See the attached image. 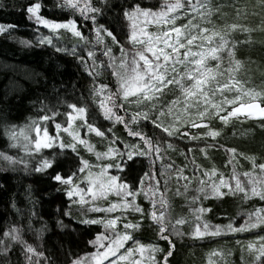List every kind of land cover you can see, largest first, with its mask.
I'll return each instance as SVG.
<instances>
[{
	"label": "snow or ice",
	"instance_id": "snow-or-ice-1",
	"mask_svg": "<svg viewBox=\"0 0 264 264\" xmlns=\"http://www.w3.org/2000/svg\"><path fill=\"white\" fill-rule=\"evenodd\" d=\"M42 7L43 5L40 2H27L24 9L28 19L32 20L37 26L35 39L40 44L46 43L56 51L70 52L75 59L85 64L86 70H91L92 76L95 77L99 73L94 67L87 65L86 58L80 54L79 42L83 41L87 43V40L79 29L78 21L74 17L76 13H79L81 16L91 20L93 25L91 32L95 34L91 43L92 45L96 43L105 45L104 54L109 58L108 67L113 70L112 75L116 79L115 92L109 90L107 84H101L99 87H96L95 84L93 85V97H95L96 91H100L103 94L104 90H108V97L106 99L109 103L106 104L104 100L98 102L100 114L107 121L123 124L125 129L129 130L130 136L139 137L146 147L141 146L138 142L137 144L125 143L122 150L118 149L116 143L120 138L112 133L111 128L103 129L102 124L98 120L93 119L94 114L88 109L87 105L67 103L65 100H60L59 103L65 104L69 108V111L66 113L68 126L56 122L54 118L57 116V112L46 108L45 112H51V116L47 114L40 115L32 119L31 123L27 126L31 130L32 126L35 125L36 136L34 139L25 134L24 127L20 128L22 140L17 136L15 131H6V134L9 136L10 146L15 147L18 145L24 153L29 155L42 153V149L51 148L53 144H58L61 149H70L73 153L76 166L67 174L61 169L56 171L51 177L54 181L65 185L64 192L69 198V204L79 203L83 205L85 203L83 196H81L79 201L74 199V194L79 195L83 191L80 187V180H85L88 185L87 191L92 193L93 198H103L110 192H115L121 198L104 207L102 210L105 213H111L116 209H120L122 215L126 210H131L138 214V219L126 221L122 232L116 228L118 222L122 220V216L97 217L95 219L87 216L79 218V222L82 224H102L108 235H105V232L97 233L94 239L88 241L89 244L97 248V251L86 254L87 259L85 257L72 258L69 264H120V262H127L134 253L139 254V258L135 259L134 264H161V261L162 264H168V258L172 255V249L174 248V243L170 239V236L173 234L183 235L176 232L175 226L184 224L185 219L183 217L177 218L173 222V228L170 232L168 223L166 222L168 218L166 197L163 193H161L159 199L156 196V193L160 192L157 177H163L166 184L168 179L167 173L173 168L172 163H163L166 149H173L175 147L173 141L176 137H179L181 141L186 139L189 144L196 140L207 141L209 138L215 141L221 136L222 131L212 127L211 120L213 118H218L225 125L233 117L240 118L243 116L245 119L249 117L264 118V89L259 91L253 88L245 89L244 85L235 79L233 75L234 70L231 66L227 69V74L231 77L228 83L216 84L221 93L225 89L231 90L232 85H235L236 91L241 93V95H234L231 99L224 98L223 104L231 107H222L220 103H217L214 100L215 92L211 89V85L216 80V77L224 75L223 72L219 71L220 52L222 50L228 52L230 65L232 63L236 65L240 64V61L231 59L234 56L236 42L231 41L233 47H228L230 43L228 33L237 29L250 32L251 29L238 23H225L220 28H217L214 24L211 28L201 27V24L211 22L209 18L214 11L208 0H187L186 4L182 0H173V2L165 0L158 9L142 7L139 3H136L122 9L124 19L129 21L127 39L133 45L131 55H129V50L120 44L118 36L113 29L108 25L97 22V14L101 12V9L94 7L91 0H61V3L57 7L66 8L71 13L70 17L64 21L46 18L44 15H41L40 11ZM181 16L187 17V23L176 25L177 19ZM237 16H239V12H237ZM149 23L163 25L164 28L157 32H150L147 30ZM39 26H45L51 30L50 33L44 34L40 32ZM15 27L18 26L11 23H0V33L5 32L6 29ZM59 29H70L74 37L77 38L78 43L74 44L71 49L58 47L57 39L59 33L57 30ZM105 37L110 38L113 45L120 44L119 58L112 55L113 48L107 46ZM214 37L219 38L218 45L213 39ZM198 42L199 50L193 52V45ZM205 42H208L207 47L205 46ZM21 43L31 45L33 41L21 38ZM146 53H150L151 56ZM87 57L93 58V62L95 63L94 48L87 50ZM209 58L216 59V69L207 66ZM117 59L119 60L118 64L116 62ZM181 65L184 66L183 71H180ZM186 78L190 79L191 83H186ZM169 86H175L180 89L184 108L182 110L183 114H175L174 121L165 124V119L173 116L171 106L167 113L163 106H159V111H156L158 107L156 98L161 96L163 92L168 91ZM118 96L121 105L125 101L131 105L132 101L129 100V97L135 96L137 97L135 103L140 104L141 100L145 103H150L152 111L141 109L132 112L129 117L128 108L116 104ZM242 96L250 100V102H240ZM192 100L196 102L189 105V102ZM200 101L203 103L201 104ZM189 106L195 109V111H189ZM118 112L123 114H118ZM74 113L82 120L81 128H86L89 132H94L102 139L108 140L106 149L103 152L97 151L95 154L98 158L104 156L116 158L114 163L94 166L81 155L80 145H88V151H93V149L90 146V142L81 138L79 132L75 130L76 125L73 124ZM149 119L154 126L160 129V139L155 144L150 137L140 130H132V126L136 122ZM197 120H199V124L196 123ZM49 123L54 124V127L57 129V134L54 136L49 135V129L45 126ZM201 126L206 130L200 132L198 129ZM8 127L15 129L17 126L12 125ZM61 129H63L64 133L69 134L70 139L67 142L61 139ZM108 133L112 134L109 136L107 135ZM161 145H166V148H162ZM212 147H220V145L212 142L205 143L200 148V152L207 156V150ZM223 147L225 152L230 154V159L226 163H232L233 165L231 178L229 179L222 172H219V169L215 165L210 169H204L201 175L199 171L201 166L196 164L193 157L190 160L193 165V176L187 178L188 182L184 185L185 195L188 188L191 187L192 181L198 179L199 183L195 188L196 195L190 197L192 202L199 201L201 194H206L205 199H207V195L224 197L236 193H242L243 198L246 200L251 197H259L261 200H264V163L256 165L254 157H245L253 161V169L243 173L248 181L246 186L236 171L237 164L235 157L237 150L235 148H228L226 145ZM193 151L194 147L187 148L185 152L186 160L188 159V153H192ZM55 155L56 153H53V157ZM239 155L245 154L239 153ZM136 156L150 158V166L157 159L160 160L161 169L159 173L155 171L144 172L140 176L142 186L132 190L122 178L118 179L119 173L112 175L108 172V169L126 170ZM0 157L12 163H15L18 159L15 156L8 155L7 152H0ZM19 163L24 165L26 170L29 167V160L25 157L19 158ZM55 165L56 161L54 158L43 157L36 165L35 171L42 172L54 168ZM93 167H99L100 171L93 173L91 171ZM257 167L259 173L254 171ZM185 168L186 165L177 168L175 174L185 179ZM217 173L219 174V180L209 182L208 178L215 176ZM145 177H148L150 180H156L157 184H150L147 188L143 187ZM232 181L235 182L234 185ZM94 185L98 186L94 187ZM222 188L226 189V191H223ZM164 191H167V187H165ZM139 192H143L145 199L151 202L152 206L147 211L136 202V195ZM177 194L179 195L180 193L178 192ZM125 196L131 197V199H123ZM95 199L88 205L89 211L101 210L96 205ZM190 211L197 214L195 215L197 223L187 235L195 238H203L206 233L217 235L225 230L237 232L264 225V206H258L254 211L245 213V222L241 223L238 228L233 224L235 217H232L227 225L217 224L214 228L210 226L209 222L204 221L203 230H201L199 221H201L202 215L199 214L208 212L209 209L201 205L190 208ZM34 215H36L35 212L29 214L27 232L33 231L32 216ZM64 216L78 219L77 217H72L70 208L65 210ZM145 216L155 222L157 236L160 239L168 241V251L165 252L158 244H145L133 239L132 230L142 226ZM57 223L62 228L69 227L62 220L57 221ZM35 233L37 238H39L40 229H35ZM112 233H115L114 237ZM129 240H133V247L127 248V251L123 253L119 251L125 247L124 241ZM105 241H107L106 245H104ZM256 241H260L258 247ZM16 245L20 247V255L23 258L24 264H52L50 257L40 250L39 245L29 242L25 238V229L19 224L6 227L0 233V254L7 255ZM101 247L103 250H100ZM247 247L250 251L254 252L253 264H260V258L264 257V236L256 237L255 240L249 241ZM0 264H11V261L3 260L0 261Z\"/></svg>",
	"mask_w": 264,
	"mask_h": 264
},
{
	"label": "trees",
	"instance_id": "trees-1",
	"mask_svg": "<svg viewBox=\"0 0 264 264\" xmlns=\"http://www.w3.org/2000/svg\"><path fill=\"white\" fill-rule=\"evenodd\" d=\"M214 1L217 3L215 7L218 17L220 14L223 21H245L253 26L251 33L228 35L230 41L228 47H233L231 41L236 42L234 56L231 59L240 61V64L230 65L228 52L222 50L219 71L224 75L217 77L220 79L228 75L227 69L231 66L234 70V77L244 82L247 87L264 89V6L259 4L260 0ZM27 2L42 3L40 14L46 18L64 21L71 15L68 9L57 7L61 0H0V23H11L18 26L0 33V152H7L8 155L18 158L15 163H12L0 157V233L13 224L22 225L25 229V238L39 245L40 250L50 257L52 264H69L72 258L83 257L93 252L95 246L89 244L88 241L94 239L97 233L105 232L100 224H82L78 219L64 216L65 210L69 209V198L64 192L65 185L54 181L51 177L61 169L67 174L76 166L73 153L61 149L58 144H53L51 148L42 149V153L29 155L24 153L18 145L10 146L6 131H15L22 140L20 128L24 127L25 134L34 139L35 125L31 130L27 126L32 119L40 115L51 116V112H45L46 108L56 111L57 116L54 118L56 122L66 125V113L69 108L59 103L60 100L87 105L94 114L93 119L98 120L103 129L111 128V124L100 114L92 98L89 75L78 60L71 54L56 51L47 44L36 42L37 26L28 19L24 10ZM162 2L165 0H91L94 7L101 9V12L97 14V22L110 26L123 45L128 44V22L123 17L122 9L136 3L142 7L156 9L161 6ZM74 18L78 21L81 32H91L93 25L90 19L79 13H76ZM21 38L31 40L33 43L31 45L21 43ZM216 66V59H211L209 67L216 69ZM116 101L117 105H121L119 97ZM20 121L24 124L18 125L17 122ZM259 124H264V119L257 122L234 117L226 125L220 120L211 124L212 127L222 131L221 136L215 141L209 138L207 141L196 140L189 144L186 139L181 141L179 137H176L173 141L175 144L173 149L181 152L183 157L175 159L183 158V164L188 163L192 166L190 160L196 157L195 161L200 163L196 162L201 166V172L215 165L219 172L230 179L233 165L226 163L230 159V154L225 152L223 146L235 148L237 150L236 171L247 186L248 181L243 173L253 169V161L245 157H254L256 165L264 163V127ZM12 125L17 127L15 129L8 127ZM135 125L138 130L151 136L155 141L160 139V129L154 126L150 119L137 122ZM45 126L49 129V135L53 136L54 124L49 123ZM123 127L124 125L120 123L116 126L121 134L125 133ZM1 134H4L5 147H2ZM107 135L110 136L111 133ZM210 142L218 143L220 147L208 149L207 156H205L200 152V148ZM188 147H194V151L188 153L186 160L185 152ZM53 153H56L55 157ZM168 153V156L164 155L163 163H172L174 169L179 167L177 166L178 161H172L175 157L172 152L168 150ZM239 153L245 155H239ZM21 157L29 160L27 170L19 163ZM43 157L54 158L56 165L54 168L37 172L35 171L36 165ZM149 169L147 159L143 156H136L126 170H120L118 179L122 178L130 189L135 190L139 176ZM254 171L259 173L258 167ZM173 176L171 175L172 178ZM232 183L234 185L235 182L232 181ZM222 190L226 191L223 188ZM246 201L242 193H236L224 197H213L207 200V205L210 206L211 215L214 214L218 218V213L223 217L220 219L226 217L225 219L228 220L235 217L233 224L239 226L242 221H240L241 216L238 211L245 209V205L250 207L255 202L264 205V200L259 197H253V200L244 205ZM31 212L36 213L32 216L33 231L27 232ZM71 214L75 217L72 212ZM61 220L69 227L62 228L57 223ZM149 224L150 221L146 216L136 236L143 240H150ZM35 229H40L39 238L36 236ZM194 241L179 243L178 247L182 248L175 249L169 258L170 264H203L202 252L206 242L199 245ZM3 260H10L11 264H24L19 245L13 247L7 255L0 254V261Z\"/></svg>",
	"mask_w": 264,
	"mask_h": 264
},
{
	"label": "rangeland",
	"instance_id": "rangeland-1",
	"mask_svg": "<svg viewBox=\"0 0 264 264\" xmlns=\"http://www.w3.org/2000/svg\"><path fill=\"white\" fill-rule=\"evenodd\" d=\"M169 2H173V0H169ZM182 2L186 4L187 0H182ZM208 2H210V4L212 5V7L214 9L211 17L209 18L211 22L201 24L200 25L201 27L211 28L214 24L217 26V28H220L225 23H228V24L238 23V24H242V25L247 26L249 29L253 28V26H251L250 23L245 22V21H240V22L235 21V20H227V21L224 20L223 21L221 18L222 16L220 14L218 17V12L216 11V7H215V4H217V3H215L216 1L208 0ZM259 2H260L259 3L260 5L264 6V2H262V0H260ZM162 3H164V2H162ZM158 8H160V7H158ZM158 8H156V9H158ZM127 22H128V34H129V21H127ZM185 23H187V17H183V16L179 17L176 21V25H182ZM163 28H164L163 25H155L152 23H149L147 25V30L150 32H157L158 30H161ZM39 31L44 33V34H49L51 30L47 29L45 26H41V28H39ZM57 31L59 33V37L57 39V46L58 47L71 49L74 44L78 43L77 38L74 37V35L70 29H68V30L59 29ZM251 32H253V31L251 30L249 33H251ZM233 33L248 34V32L240 31L237 29V30H234V31L228 33V35H231ZM82 34L84 35V37H86L87 43H85L83 41L79 42L80 54L86 58L87 65H91L92 67H94L99 74L96 75L95 77H93L91 74V70H86V65L81 63L80 60H78V59L77 60L80 63V65L82 66V68L85 70V72L89 75L90 82H91V89H92V91H91L92 92L91 93L92 98H93V100H94L95 104L97 105L99 112H100L98 102L101 100H104L106 104L109 103V101L106 99L108 97V90H104L103 94H101L100 91H96L95 97H93V85L95 84L96 87H99V85H101V84H107L108 89L111 90L112 92H115L116 91V79L112 75L113 70L110 67H108L109 58H108V56H106L104 54L105 45L101 44V43H96L95 45H92L91 42L93 41V38L95 35L92 32H82ZM104 39H105V43L107 44V46L113 48L112 55L119 58L120 57V44L121 43L117 44V45H113L110 38L105 37ZM213 39L216 41V44L218 45L219 38L214 37ZM36 42H38V41L36 40ZM123 46L125 49L129 50V55H131V49L133 47L131 42L128 41V44H126V45L124 44ZM205 46L206 47L208 46V42H205ZM92 48H94L95 63L93 62V58L87 57V50L92 49ZM192 50H193V52L199 50V42L197 44L193 45ZM60 52H63V51H60ZM63 53H65V52H63ZM66 54H71V53L69 52ZM146 54L151 56L150 53H146ZM211 59H213V58L208 59V64H207L208 67H209V63H210ZM116 62L118 64L119 60L117 59ZM193 67H194V65H193ZM183 68H184V66L181 65L180 71H183ZM230 79H231V77H229L228 75L222 76L220 79L218 77H216V80L211 85V89L215 92L214 100L217 103H220L222 107H227V108H230L231 106L223 104L224 98L226 97L228 99H231L234 95H241V93H238L236 91L235 85L231 86V90L225 89L221 93V90L216 87V84L217 83H228V81ZM235 79L240 81L244 85L245 89L249 88L240 79H238L236 77H235ZM185 82L191 83V80L186 78ZM253 89H256L258 91L260 90L258 88H253ZM177 98H179V100H177ZM136 99H137V97L131 96V97H129V100L132 101L131 105H129L127 103V101H125L122 105L123 107L128 108V112L130 113V114H128L129 117H130L132 112L139 111L141 109H144L145 111H152L150 103H145L143 100H141V103L137 104V103H135ZM174 101H176V102L173 103ZM119 102L121 104V101H119ZM195 102H196L195 100H192L189 102V105H191V103H195ZM240 102L247 103V102H250V100H248L242 96V100ZM200 103L202 104L203 102L200 101ZM156 104L158 105L156 111H159V106H163L166 113L168 112L169 107L171 106V111L173 113V116L167 117L165 119V124L173 122L175 114H177V113L183 114L182 110L184 108V101H183L180 89L175 87V86H169L168 91L163 92V94L161 96L157 97L156 98ZM189 111H195V109H192L191 106H189ZM118 114H123V113L118 112ZM241 118L245 119L243 116H241ZM261 119H264V118L249 117L245 120H247V121L251 120V121H257L258 122ZM218 120H219L218 118H213L211 120V124L214 122H217ZM107 122L109 124H111L112 133H114L115 136L120 138V140L117 141V143H116V147L118 149L122 150L124 148L125 143L137 144L138 142L140 143L141 146L146 147V145H143V142L140 140L139 137H131L129 130H126L125 127H123L124 128L123 131L125 133L121 134L120 130L118 128H116L118 123H114V122H110V121H107ZM196 123L199 124V120H197ZM17 124L22 125V124H24V122L20 121V122H17ZM73 124L76 125L75 130L79 132V136L81 138L85 139L86 141H89L90 146L93 149V151H88V145H80L79 146L81 155L85 159H87L94 166L115 162L116 158L107 157V156L98 158L97 155L95 154L97 151L103 152L106 149V147L108 145L107 139H102L96 133L89 132L88 129H86V128H81L80 125L82 124V120L79 116L75 115V113H74ZM135 124H133L134 126L132 127V130H138ZM262 125H264V124H259V126H261V127H262ZM64 126H68V124H66ZM198 130L200 132H203L205 130V128L203 126H201ZM60 132L62 133L61 139H63L65 142H67L70 139L69 134L64 133L63 129H61ZM56 134H57V129L54 128L53 136ZM41 135H42V130H41ZM1 136L3 138L2 147H5L6 144L4 141V134H1ZM147 136L152 139L154 144L156 143V141L151 136H149V135H147ZM162 148H166V145H163ZM66 150L71 151L70 149H66ZM168 150H170L172 152L173 156H175L174 158H172V161H178L177 166H179V167H177V168H180V167L186 165V168L184 171L185 179L178 177L175 173H173V174L167 173L168 179H167V183L165 184V179L163 177H160V176L157 177V179L159 180L158 186L160 187V192L156 193V196H157V199H159L161 193H163L166 197V200H167V209L166 210H167V214H168V218H167L166 222L168 223L169 231L170 232L172 231L173 222L177 218L183 217L185 219L184 224L175 226L176 232L182 233L183 235L173 234L172 236H170V239H172L173 243H174V248L172 249V254L176 248H182L180 246L178 247L179 243L184 244L183 242H190V241H194L192 239H196L194 242H197V244H199V245L201 243L206 242L205 243L206 246L203 247L204 251L202 252L203 264H253L254 252H252L248 249L247 244L249 241L255 240L256 237L264 236V225L258 226L257 227L258 229L257 228H249V229H246L244 231H237V232H229V231L225 230V231L220 232L217 235H211V234L206 233V235L203 238H195V237H191V236L187 235V233L190 230H192L194 225L197 223V221L195 220V215H197V214L192 213L190 211V208L198 207V206L202 205L203 207L209 209L208 212L199 214V215H202V219H201V221H199L201 230H203L204 221L209 222L210 226L214 228V226L217 224L227 225L229 223V220L225 219L226 217H224V219H220L223 217H221V214H218V213H217V215L219 216L218 218H216V215L210 214V206L207 205V200L213 198V196L207 195V199H205L206 194H201L199 197V201L192 202L190 200V197L196 195L195 188L197 187V185L199 183L198 179L192 181L191 187L188 188L187 193L185 195L184 185L188 182L187 178H191L193 176V171H192L193 165L191 166L188 163L183 164L184 163L183 158L181 160L175 159L176 157L182 156L181 155L182 153L179 152L178 150L166 149V151H165L166 156H168V154H169ZM194 158L196 160V157H194ZM146 159L149 162L150 158H146ZM195 162L200 164L198 161H195ZM149 167H150L149 171H155L156 173H158V171L160 172V169H161L160 160L157 159L155 161V163L152 164L151 166L149 164ZM177 168H175V169L172 168V170L170 172H173V171L176 172ZM120 170H117L116 168H109L108 172L111 173L112 175H117L120 172ZM91 171L93 173H96V172H99L100 169H99V167H93L91 169ZM200 173H201V175L203 174V172H201V171H200ZM171 175H174L173 178L171 177ZM140 176L138 178V185L136 188H140L142 186L141 182H140ZM212 180H215V181L219 180V174L217 173L215 176L208 178L209 182ZM81 184H83V185H81ZM150 184L155 185V184H157V181L156 180H150L148 177H145L144 182H143V187L147 188V187H149ZM97 186L98 185H94V187H97ZM80 187L83 189V191L79 195L74 194V199L76 201H79L81 196H83L85 203L83 205H81L79 203L69 204V208L71 209V212L73 213V215L75 217L78 218V220H79V218H83L85 216H87L89 218H93V219H95L97 217L108 218L111 216H122V220L120 222H118V224L116 225L117 230L122 232L125 228V223L127 220H136L139 218L138 214L132 212L131 210H126L123 213V215H122V211L120 209H116L111 213H105L102 210L104 207H106L108 204H111L113 201L121 199L120 197L117 196V194L115 192H110L107 194V196H105L103 198L95 199V198H93L92 193L87 191L88 185H87V182L85 180H80ZM165 187H167L166 192L164 191ZM178 192L180 193L179 195L177 194ZM93 199H95L96 205L101 210L89 211L88 205L92 202ZM123 199L130 200L131 197L125 196V197H123ZM250 200H253V197L247 199V201H246V203H244V205L247 204V202H249ZM136 202L139 205H141L145 209V211H147L152 206L150 200L145 199V195L143 192L137 193ZM258 206H264V205H259L258 202L253 203L250 207L248 205H245V207H246L245 209H241V211H238V214L241 216L240 221H242V223H244L245 222V213L254 211V209ZM157 207H159V205H157ZM149 221H150L149 228L151 231V234L149 236L150 240H143L142 238H139V236H136V233L138 232V228L132 230L133 239L139 240L140 242L145 243V244H153V243L158 244V245H160V247L165 252L168 251L169 250L168 241L166 240V242H165L163 239H160L157 236V228H156L155 222L151 221L150 219H149ZM100 225L105 230L104 226L102 224H100ZM235 227L238 228L239 226H235ZM105 232H106L105 235H108V232L106 230H105ZM112 235L114 237L115 233H112ZM176 243H177V245H176ZM256 243H257V247H258L260 241H256ZM106 244H107V241L104 242V245H106ZM124 245H125V247L119 250L122 253L126 252L127 248L133 247V240L124 241ZM100 250H103L102 247ZM95 251H97L96 247H95V250L93 252H95ZM93 252H91V253H93ZM88 254H90V253H88ZM83 257H85L87 259L86 255H84ZM136 258H139L138 253H134L133 256L130 257V259L127 262H120V264H134V261ZM169 258H168V264H170ZM161 264H162V261H161ZM260 264H264V257L260 258Z\"/></svg>",
	"mask_w": 264,
	"mask_h": 264
}]
</instances>
